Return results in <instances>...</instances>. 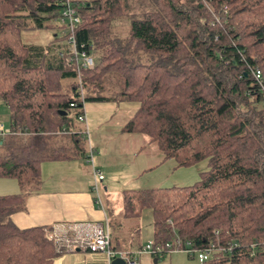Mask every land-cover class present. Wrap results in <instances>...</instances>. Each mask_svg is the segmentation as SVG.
<instances>
[{
    "label": "trees",
    "instance_id": "trees-1",
    "mask_svg": "<svg viewBox=\"0 0 264 264\" xmlns=\"http://www.w3.org/2000/svg\"><path fill=\"white\" fill-rule=\"evenodd\" d=\"M73 6L81 19L77 49L94 59L80 73L85 103H134L122 132L144 135L176 168L207 161L191 186L123 191L122 219L150 210L153 242L161 245L177 237L202 250L217 232L230 251L206 264H264V0ZM61 9V0H0V102L9 127L28 132L0 142V179L21 190L0 196V264H53L65 253L50 228L20 229L11 219L43 163L87 158L76 69L65 64L66 42L58 44L66 36L46 46L20 38L51 29ZM124 21V30L115 28Z\"/></svg>",
    "mask_w": 264,
    "mask_h": 264
},
{
    "label": "crops",
    "instance_id": "crops-1",
    "mask_svg": "<svg viewBox=\"0 0 264 264\" xmlns=\"http://www.w3.org/2000/svg\"><path fill=\"white\" fill-rule=\"evenodd\" d=\"M136 109L137 105L134 103L114 101L86 102L83 106L86 125L81 124L77 127L83 130L86 128L90 132L91 139L86 143V151L89 147L92 149L93 165L104 176L100 184L103 210L98 209L94 203L95 195L91 190L92 167L87 159V151L86 159L75 158L43 163L40 167L39 182L35 190L26 194L23 208L12 216L13 223L20 229L50 228L51 234L69 239L88 233L87 229L86 233L77 231L80 225H98L108 230L110 240L112 239L111 247L114 250L136 251L141 248L143 241L138 233L141 230L142 219L140 217L135 223L122 219V193L125 190L148 189L142 179L144 173L151 170L153 165L160 167L170 160L164 161L159 151L156 155L146 151L147 147L153 151L155 149L144 135L122 132V127L132 118ZM13 191L15 193L16 189ZM17 222L23 226H18ZM110 224L115 227L112 228ZM129 224H133L132 227H129ZM151 236L153 238V227ZM57 249H62L65 253L58 256L53 264L112 262L109 263L104 254L91 253L83 248H76L71 252L59 245ZM178 253H168L169 261ZM165 256L166 254L160 258H153L142 255L138 258V264H151L148 260L158 264Z\"/></svg>",
    "mask_w": 264,
    "mask_h": 264
},
{
    "label": "built area",
    "instance_id": "built-area-1",
    "mask_svg": "<svg viewBox=\"0 0 264 264\" xmlns=\"http://www.w3.org/2000/svg\"><path fill=\"white\" fill-rule=\"evenodd\" d=\"M61 10L58 15V22L64 28L63 35L66 36V45L68 46V56L65 58V64L68 67H74L77 73V83H78V94L80 98V103L82 105V113L78 115L77 122L86 125V118L83 111L84 101V91L81 84L80 73L83 70H91L94 67V59L78 51V45L76 43V30L81 24V19L77 14L76 9L73 6V0H61ZM80 47H83L81 45ZM256 81L260 82V72L254 71L253 73ZM71 107H75V104H71ZM86 129V128H85ZM87 133V130H86ZM24 136L28 135L26 130H14L10 127L6 128L3 124H0V142H2L7 136ZM93 151L89 147L88 150V161L92 167V177L93 185L92 192L95 195L94 203L98 209L103 210V203L100 197V184L104 180V176L101 171L93 165L92 161ZM88 233L85 236H76L72 239L59 237L57 235H51L56 247L61 245L66 251H74L76 248H83L91 253H101L104 254L108 262L115 259H121L125 264H138V258L142 255H149L153 258H160L167 253L173 252H184L189 258L196 259L199 264H206L216 258L217 254L221 256L229 253L230 248H222L219 245L217 232L214 233L215 239L210 242L204 249L198 250L193 249L189 243H182L177 237L173 243H166L164 245L156 244L154 242L148 243L146 246L139 248L136 251H117L111 248L110 245V234L107 229L102 226L84 224L77 228V231ZM86 233V232H85ZM264 247V243L262 244ZM255 246V245H254ZM254 251L251 252V254Z\"/></svg>",
    "mask_w": 264,
    "mask_h": 264
},
{
    "label": "rangeland",
    "instance_id": "rangeland-1",
    "mask_svg": "<svg viewBox=\"0 0 264 264\" xmlns=\"http://www.w3.org/2000/svg\"><path fill=\"white\" fill-rule=\"evenodd\" d=\"M127 22L122 23H116L115 28L118 27V29L125 28ZM122 31V30H120ZM64 32V28L60 27V24L58 21L52 22V28L51 29H43V30H28V31H22L21 32V41L26 45H38V46H46L51 41H53V38L55 36H58L61 38L62 34ZM65 44V41L61 40L58 41V44ZM110 84L114 83V80L112 79ZM66 84V83H65ZM73 113H70V116H72ZM9 117H10V111L8 107L0 102V124H3L6 128L9 127ZM24 130L27 131L25 128ZM86 143L89 142V139H91L90 132L87 131L86 133ZM82 146L87 148L86 145L82 144ZM152 148L147 147L146 151H148L150 154L155 153V155L158 153V148L155 144H151ZM88 151V150H87ZM157 152V153H156ZM153 165L152 169L149 171H146L144 175L142 176L143 180L146 182L147 188H166L171 186H177V187H186L191 186L195 182H197L200 178V174L202 172H205L207 170V161H202L196 165H193L191 167H184V168H176L175 163L173 160H170V162H165L162 164V166L154 167ZM36 182L32 183L31 189L32 191L36 188ZM14 189H16L14 193ZM20 188L16 184V182L12 179H0V196L4 195H12V194H19ZM14 216V215H13ZM12 219V217H11ZM142 221L140 222L141 230L140 233H138L141 236V239L143 241V246H146L148 243L153 242V238L151 236L152 233V216L150 210H145L142 213L141 216ZM15 221L16 218H15ZM135 223V221H132ZM130 222V223H132ZM18 226H23L22 223L17 222ZM16 223V224H17ZM30 224V223H28ZM133 224H129V227H132ZM30 226V225H29ZM152 238V239H151ZM177 253V252H176ZM168 254V253H167ZM165 256V259L163 258L158 262V264H198V261L196 259H191L188 257V255L184 252H179L178 254H175L176 257L172 259V261H169V255ZM152 263V260H148V262Z\"/></svg>",
    "mask_w": 264,
    "mask_h": 264
},
{
    "label": "water",
    "instance_id": "water-1",
    "mask_svg": "<svg viewBox=\"0 0 264 264\" xmlns=\"http://www.w3.org/2000/svg\"><path fill=\"white\" fill-rule=\"evenodd\" d=\"M63 114H65V113H63ZM111 264H125V263H124V261L121 260V259H115V260H113V261L111 262Z\"/></svg>",
    "mask_w": 264,
    "mask_h": 264
}]
</instances>
